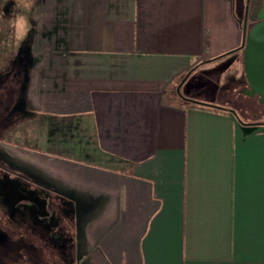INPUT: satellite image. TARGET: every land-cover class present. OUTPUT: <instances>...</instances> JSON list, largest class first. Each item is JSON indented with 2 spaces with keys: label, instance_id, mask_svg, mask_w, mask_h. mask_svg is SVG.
Returning a JSON list of instances; mask_svg holds the SVG:
<instances>
[{
  "label": "crops",
  "instance_id": "0c3cea01",
  "mask_svg": "<svg viewBox=\"0 0 264 264\" xmlns=\"http://www.w3.org/2000/svg\"><path fill=\"white\" fill-rule=\"evenodd\" d=\"M237 2L0 0L1 81L25 70L0 150L50 189L42 264H264V124L176 92L193 68L183 95H227L195 74L240 45Z\"/></svg>",
  "mask_w": 264,
  "mask_h": 264
},
{
  "label": "flooded vegetation",
  "instance_id": "af4514ba",
  "mask_svg": "<svg viewBox=\"0 0 264 264\" xmlns=\"http://www.w3.org/2000/svg\"><path fill=\"white\" fill-rule=\"evenodd\" d=\"M237 1L242 7L243 14L244 6H242L241 0ZM252 2L253 0H250L249 6H252ZM240 14L238 11V15ZM242 14L238 19L242 18ZM251 23L253 21L249 20L248 24L250 25ZM20 69L22 68L16 69L17 74H13L11 69V73L6 80L10 82L9 80L13 78L16 82L19 81L21 79ZM6 80L0 81V126L16 113L15 95H8L9 86L6 84ZM21 84L19 87L15 86L16 95ZM244 88L239 90L240 93H242ZM15 92L11 93L14 94ZM184 96L186 97V95ZM247 97L252 99L254 96H251L252 98L250 96ZM255 100L254 102L260 104L258 97ZM0 158V241L4 243L5 248L11 246L13 248L18 242L22 243L26 235L29 239L36 235L42 238L39 234H41L40 232L44 230V225L51 218L48 209L52 205V201L49 188L17 170L10 160L4 159L5 157L3 158L1 154Z\"/></svg>",
  "mask_w": 264,
  "mask_h": 264
},
{
  "label": "rangeland",
  "instance_id": "374dc122",
  "mask_svg": "<svg viewBox=\"0 0 264 264\" xmlns=\"http://www.w3.org/2000/svg\"><path fill=\"white\" fill-rule=\"evenodd\" d=\"M241 3L242 5H244L245 0H241ZM0 8H1V5H0ZM236 12L237 10H235V13ZM12 24H14V27L12 26ZM15 28H16V24L14 20L12 19L11 5L9 4L6 7L3 6V12H2V9L0 10V49L9 47V45H11V42L14 41V39L16 38V36L14 35ZM235 48L236 47H234L233 49ZM233 49H230V50H233ZM20 71H21L20 76H21V79L23 80L25 70L20 69ZM198 71L199 73L195 75L199 76V74L204 75L207 73L210 77H212L213 79L214 78L216 79L214 81H220V84L222 85V87L224 88L227 87V89L229 88L227 91V95H231L233 97L238 94V93L236 94V91H239L241 88H244L245 86V82H244L245 79L243 75V68H242V61H241V50H236L234 51L233 54L221 58L218 62L214 63L211 67H204ZM10 73L11 71L8 73V75H10ZM2 75H3L2 68L0 67V81H1ZM207 95H208V92L202 94V96L204 97H207ZM255 99H257L256 96H254L250 100V102H253V103H247V107L249 108L247 112L250 115H253L256 118L258 117L264 121V112H261V111L258 112L254 110V108H256L254 106L255 105L254 101H256ZM219 100L224 102L222 98H219ZM0 154L2 155L3 158L5 156L4 159L9 158L7 152L2 153V151L0 150ZM30 239L32 240V242L36 243V246H37L36 250L32 249L30 246L26 244V241H29ZM30 239L26 235L25 238L23 239V243H20L21 245H20L19 250L15 249V247L13 250L12 246L8 248H4V250L1 251L2 255L0 257V264H16L18 262H20V264H29L32 262L42 264V260H40L41 257L39 256H43L42 249L43 247H45L44 246L45 241L41 237H38L37 235ZM46 239H48V237ZM47 241L50 242L49 239ZM18 256H19V260H18Z\"/></svg>",
  "mask_w": 264,
  "mask_h": 264
},
{
  "label": "water",
  "instance_id": "95a60500",
  "mask_svg": "<svg viewBox=\"0 0 264 264\" xmlns=\"http://www.w3.org/2000/svg\"><path fill=\"white\" fill-rule=\"evenodd\" d=\"M249 3L250 0H245L242 18L239 19L242 26L241 43L238 47L224 53L223 55L232 53L236 50H241L243 75L246 83V87L242 90V93L250 97L257 96L258 102L264 104V0H253L252 6H249ZM249 20L253 21L250 25L248 24ZM192 69H190L179 81L176 87L178 96L193 103L225 108L216 104L205 103L191 97H185L180 92L182 83L191 73ZM228 110L233 113L239 123L245 126L262 124L258 121H244L237 115L235 110Z\"/></svg>",
  "mask_w": 264,
  "mask_h": 264
},
{
  "label": "trees",
  "instance_id": "16d2710c",
  "mask_svg": "<svg viewBox=\"0 0 264 264\" xmlns=\"http://www.w3.org/2000/svg\"><path fill=\"white\" fill-rule=\"evenodd\" d=\"M21 80L22 79H20L19 81L16 82L13 78H11V80H9L10 82L7 81L6 84H8V86H9V92H7V93H9L8 95H15L16 96L15 86L19 87V85L22 83ZM5 91H6V89H5ZM13 91L15 92L14 94L11 93ZM236 94L237 95H235L234 97L231 95H218L219 96L218 99L222 98L224 100V102L221 101V103H217V105L227 108L226 110H228V109L235 110L237 115L244 121H258V122H261L262 124H264L263 120H261L258 117L256 118L247 112V110L249 109L247 107V103H252V102H250L251 99L249 97L243 95L242 93H240V91H236ZM254 104H255L254 106L256 107V108H254V110H256L258 112L259 111L264 112V104H258L257 102H254Z\"/></svg>",
  "mask_w": 264,
  "mask_h": 264
}]
</instances>
